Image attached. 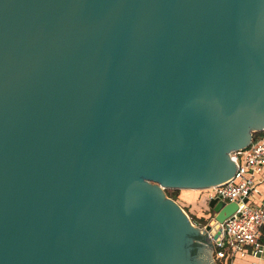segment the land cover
<instances>
[{"label": "water", "instance_id": "1", "mask_svg": "<svg viewBox=\"0 0 264 264\" xmlns=\"http://www.w3.org/2000/svg\"><path fill=\"white\" fill-rule=\"evenodd\" d=\"M263 129L264 0H0V264H204Z\"/></svg>", "mask_w": 264, "mask_h": 264}, {"label": "built area", "instance_id": "2", "mask_svg": "<svg viewBox=\"0 0 264 264\" xmlns=\"http://www.w3.org/2000/svg\"><path fill=\"white\" fill-rule=\"evenodd\" d=\"M230 156L236 163L233 176L205 189L209 191L207 200L218 196L226 202L242 203L221 224L223 237L215 243L216 259L221 264H233L237 259L252 256L258 259L252 264H262L264 201L262 205H253L252 198L262 193L260 183L264 181V137L252 139L247 147L232 151Z\"/></svg>", "mask_w": 264, "mask_h": 264}, {"label": "rangeland", "instance_id": "3", "mask_svg": "<svg viewBox=\"0 0 264 264\" xmlns=\"http://www.w3.org/2000/svg\"><path fill=\"white\" fill-rule=\"evenodd\" d=\"M178 189V196L177 201L181 207L186 211L189 215L191 221L196 226H206L210 223L214 218V212L208 206V193L209 191L197 188V189H188V188H169L167 192ZM168 195V194H167ZM172 198V197H171ZM214 246L213 251L210 250V256L213 259L215 264H221L216 259L215 249ZM231 264V262H230Z\"/></svg>", "mask_w": 264, "mask_h": 264}, {"label": "flooded vegetation", "instance_id": "4", "mask_svg": "<svg viewBox=\"0 0 264 264\" xmlns=\"http://www.w3.org/2000/svg\"><path fill=\"white\" fill-rule=\"evenodd\" d=\"M187 248L191 254V259L197 256H201L203 253H207L210 261V250L213 251V242L207 233H194L190 236V240L187 242Z\"/></svg>", "mask_w": 264, "mask_h": 264}, {"label": "crops", "instance_id": "5", "mask_svg": "<svg viewBox=\"0 0 264 264\" xmlns=\"http://www.w3.org/2000/svg\"><path fill=\"white\" fill-rule=\"evenodd\" d=\"M260 189L262 192L261 195H254L252 198L253 205H262L264 201V181L260 183ZM255 260H258V259H255L252 256H249L246 259H237L233 264H252V262ZM260 260H261V263L264 264V252L261 255Z\"/></svg>", "mask_w": 264, "mask_h": 264}, {"label": "trees", "instance_id": "6", "mask_svg": "<svg viewBox=\"0 0 264 264\" xmlns=\"http://www.w3.org/2000/svg\"><path fill=\"white\" fill-rule=\"evenodd\" d=\"M264 137V129L263 130H258V131H255L253 133V140H257L259 138H262ZM167 192V190H166ZM168 196L174 198V199H177V196H178V189H175V190H172V191H169L167 192Z\"/></svg>", "mask_w": 264, "mask_h": 264}, {"label": "bare ground", "instance_id": "7", "mask_svg": "<svg viewBox=\"0 0 264 264\" xmlns=\"http://www.w3.org/2000/svg\"><path fill=\"white\" fill-rule=\"evenodd\" d=\"M201 261L204 263V264H210V261H209V257H208V254L207 253H203L201 255Z\"/></svg>", "mask_w": 264, "mask_h": 264}]
</instances>
